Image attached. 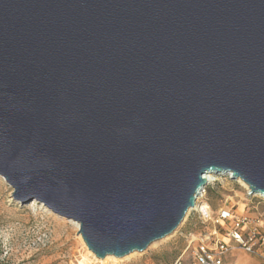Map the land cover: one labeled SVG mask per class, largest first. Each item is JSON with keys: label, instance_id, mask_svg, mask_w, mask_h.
Instances as JSON below:
<instances>
[{"label": "water", "instance_id": "95a60500", "mask_svg": "<svg viewBox=\"0 0 264 264\" xmlns=\"http://www.w3.org/2000/svg\"><path fill=\"white\" fill-rule=\"evenodd\" d=\"M231 174L264 197V0H0V177L97 259L173 233Z\"/></svg>", "mask_w": 264, "mask_h": 264}, {"label": "rangeland", "instance_id": "374dc122", "mask_svg": "<svg viewBox=\"0 0 264 264\" xmlns=\"http://www.w3.org/2000/svg\"><path fill=\"white\" fill-rule=\"evenodd\" d=\"M12 192L0 177V264H174L193 239L190 235L211 228L187 212L173 233L151 243L144 251L101 260L88 251L75 222L57 216L37 201L21 204L11 198ZM204 201L214 214L220 208L234 206L238 214L264 223V199L246 197V190L239 183L221 180L207 186ZM188 255L189 251L183 258ZM226 262L262 264V259L234 250L226 256Z\"/></svg>", "mask_w": 264, "mask_h": 264}, {"label": "built area", "instance_id": "2783aa9c", "mask_svg": "<svg viewBox=\"0 0 264 264\" xmlns=\"http://www.w3.org/2000/svg\"><path fill=\"white\" fill-rule=\"evenodd\" d=\"M221 180L236 182L231 174L213 175L211 181L200 190L194 201V206L188 212L196 216L200 223L211 228L207 232L190 235L191 239L182 255L174 264H228L226 256L234 250H242L244 253L257 256L264 264V223L258 219L253 220L246 214L236 215L233 211L219 209L215 214L211 212L209 205L204 201L205 189ZM240 184V183H239ZM246 190V197H259ZM193 243L196 245L193 246ZM189 251V255H183Z\"/></svg>", "mask_w": 264, "mask_h": 264}, {"label": "bare ground", "instance_id": "6f19581e", "mask_svg": "<svg viewBox=\"0 0 264 264\" xmlns=\"http://www.w3.org/2000/svg\"><path fill=\"white\" fill-rule=\"evenodd\" d=\"M212 176H213V174L212 173H207V174H205L204 176H203V178L205 179V183H207L208 181H211V179H212ZM238 180V182L240 183V185H242L244 188H248L240 179H237ZM199 193V192H198ZM197 193V194H198ZM263 197V196H262ZM74 226H75V228H76V230H78L79 229V225H78V223H74ZM105 258H110V259H114V257L113 256H107V257H105ZM105 258L103 259V260H105Z\"/></svg>", "mask_w": 264, "mask_h": 264}, {"label": "crops", "instance_id": "0c3cea01", "mask_svg": "<svg viewBox=\"0 0 264 264\" xmlns=\"http://www.w3.org/2000/svg\"><path fill=\"white\" fill-rule=\"evenodd\" d=\"M233 207H234V206H230V207H226V208H222V209L227 210V211H233L236 215H243V214H244V213L238 214L237 211L233 209ZM220 209H221V208H220ZM249 256H251V255H249ZM251 257L254 258V257H257V256H251ZM259 258H260V257H259ZM262 264H263V262H262Z\"/></svg>", "mask_w": 264, "mask_h": 264}]
</instances>
